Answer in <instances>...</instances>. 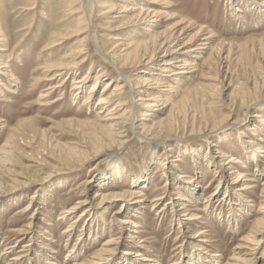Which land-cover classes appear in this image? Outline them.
<instances>
[{"label": "rangeland", "instance_id": "rangeland-1", "mask_svg": "<svg viewBox=\"0 0 264 264\" xmlns=\"http://www.w3.org/2000/svg\"><path fill=\"white\" fill-rule=\"evenodd\" d=\"M80 1L0 0V21L3 32L9 40L7 47L0 48V50L3 49L0 54L3 53V57L20 78V84L12 92H7L8 90L6 91V87L3 86L5 94L0 96V160L5 156V150H9L4 148L8 138L11 137L14 142L13 154L10 156L12 160L0 172V178L5 181V185L0 188V264H14V262L17 264L13 259L19 255L18 264H41L45 258L52 257L56 258V264H86L94 260L95 254L104 248L103 243L113 238L116 239V244L109 246L115 249L111 253L113 259L110 264H123L126 259L124 254L131 250L132 244L141 246L140 249H144L143 255H149L160 264H169L170 261L178 259L180 254L192 255L195 252V245L203 253L213 251L223 255L222 264L234 263L231 260L236 253L234 249L244 243V237L253 229V225L261 217L262 212V205L258 198L262 196L261 182L264 180V171L255 173V163L245 160L246 155L244 148L241 147V140L247 142L255 136L264 137V121L257 118V115L264 117V102L250 108L247 122L240 125L244 119L243 113L246 111L243 108L245 105L240 107L238 95L241 93V86H244L243 83L248 84L252 89L255 82L260 84L264 78V13H261V9L257 11L255 8L259 7V1L254 2L253 5L251 0H168L170 3L167 9L157 7L164 15L165 13L172 15V17L164 18L162 14L165 24L163 29L170 30L171 27L179 26L176 23L181 19H185L183 20L185 23L191 20L188 35L183 37L189 40L198 31L195 28L202 24L215 35L211 46L223 44L224 54L221 57L217 56V59L222 62L219 61L217 64L214 62V66L206 65L202 59L194 62L197 68L192 69L194 70L192 79L183 80L179 92L169 96L174 103H178L179 110L175 114L170 113L169 103L158 107V111L151 112L152 115H156L155 119L171 117L172 121L175 118L177 129L170 134V141L167 143L170 149L168 158L172 168L179 165L188 178L197 171L200 174L197 176L200 183L198 190L205 198L208 197L218 183L217 177L203 160L208 152L210 140L211 143L219 145L220 149L227 152V156H233L239 161L248 163L246 169H243L239 163L233 164V167L240 172L243 171L244 177L250 176V180L255 181H247V178H244L241 184L247 185L252 182L258 186L257 189L248 192L253 202H250L251 204L249 203L245 210L239 209L238 204L242 201L241 198L235 197L233 206H236V211L238 210L237 215L242 216L237 226L234 224L228 226V221H225L231 208L226 201L220 203L225 191L220 193L214 201L211 214L205 211L201 203L195 201L189 203V213L202 216L198 222L190 224L193 225V233L189 234L190 237L179 233L178 221L173 215L180 208L181 199L177 203L179 207L173 208L174 205H170L166 207L167 212L165 211L161 218L157 215L169 201L170 194L176 192V186H167V190L164 191L168 179L162 177L161 168L157 172V163L151 164L153 154L150 145L141 142L129 129L123 135L124 145L118 146L112 141L111 144L106 133H102L103 130L99 127L102 124L99 116L103 118L109 114L110 116L106 117L110 119L115 117L112 114L121 109L129 111L128 106H134L133 102L136 101L135 98L133 100L130 97L137 98L143 91L150 94L154 93V90L156 92L159 89L160 92L168 90V86H176V82L168 77L165 78L166 81H163L170 83L167 85L166 83L157 86L152 84L147 87H152L149 90L147 88L144 90L140 86L136 87L134 93L127 87L118 91V95L112 93L114 87L108 85V82L116 84L117 74L99 57L94 45L85 39L87 29L86 22L80 21L83 16L79 6ZM99 1L102 0H92L96 5L94 9L96 11L92 15V28L95 29L100 46L104 52L106 51L105 53L114 55L119 47L121 52H126L128 47L137 43V40L149 38L148 24L139 25L141 24L139 23L135 27L134 18L131 16L133 11L126 14H121L120 11L125 5L135 9L137 4L138 6L142 4L141 0L131 2L132 4L113 0L112 4H118V8L117 12L110 15H106V11L98 12L100 11V5H97ZM228 1L234 5H229ZM29 4L30 6L34 4V9L25 13L21 8ZM69 8H74V12L77 13H72ZM238 8L239 13L235 12ZM116 17L118 18L112 19ZM152 21L154 20L150 23ZM118 26H121V29L115 32L114 29ZM75 28L81 29L78 34L75 33ZM68 29L73 32L70 33L64 45L52 49L51 52L46 51L45 54L43 48L47 39L59 31ZM163 29L157 30V33ZM112 35H120L118 40H121L118 42ZM70 50L76 53L81 50L83 55H78L76 58L79 56L85 58V62L80 67L70 71L75 78L86 76L84 87L82 86L79 92L75 91L76 85L73 82H77V79L74 80V75H70L65 78L63 88L51 94L49 100H52L53 104L46 106L43 105L44 103H39L37 99L41 94L44 91L50 92L49 85L56 83L55 81L42 83L41 75L44 74V67L68 56L66 53ZM207 52L209 53V50ZM207 52H203V57ZM74 58L68 56L67 60L74 62ZM99 72L103 74L100 80L101 85L91 93L86 106L85 97L92 90L91 86L95 83ZM148 72H151V65L141 63L130 75L133 78L143 77V75L145 77ZM76 93H79L77 97ZM106 93H109L108 97H114V100L108 98L110 103L99 107V98ZM118 101H123L126 106L111 111V107ZM139 106L141 103L136 106L138 108L136 129L138 128L137 131L141 132L144 124L151 125L152 117H146V110ZM230 111H232L231 114ZM229 114L231 117L226 118ZM203 118L204 126H199ZM216 121H221L217 124L216 133L210 138L203 137L202 135H207L206 132L212 129L210 126ZM231 124L236 126L219 130ZM199 128L204 129V133H200ZM146 136L150 137V134ZM189 148L198 150L197 155H190ZM156 152L154 157L161 161L167 157L166 149L163 147L158 148ZM215 155L219 156V154ZM86 157L88 160L81 163V160ZM194 158L199 161L200 170L196 168ZM113 161H118L125 166L129 175L127 179H107L111 176ZM260 161L263 162L264 157H261ZM226 172L230 173V170ZM166 173L168 174L169 171ZM133 176L138 177L140 182L147 177L149 181L143 184L144 186L138 187L133 185ZM99 185L102 189L98 188ZM127 190L128 193L142 191L145 196L134 198L130 202L125 201L123 197L106 202L100 200L101 195L109 196L117 193L120 195ZM186 194L187 191L181 192V195L186 196ZM139 195L141 194H136V196ZM160 196H164L165 199L158 204L154 203ZM87 198V201L91 203L89 207L97 210L94 216L96 221L94 220L92 226L86 218L85 220L82 219L83 217L77 219L78 214L66 218L62 216L68 214L73 205ZM31 201L33 210L22 211ZM135 202L142 203L134 209ZM122 205H126L127 208ZM117 210L121 212L118 215L115 214ZM123 219H127L130 223L120 226L119 222ZM72 224H74L72 231L69 232L67 228H70ZM134 227L138 228L139 234L136 237H140L141 244L137 239H130L131 232L136 231ZM197 230H205V235L197 238L199 236ZM204 239L206 243H201ZM262 252L256 257L259 264H264V252ZM128 258L133 257L128 256ZM132 261L135 260L132 259Z\"/></svg>", "mask_w": 264, "mask_h": 264}, {"label": "bare ground", "instance_id": "bare-ground-1", "mask_svg": "<svg viewBox=\"0 0 264 264\" xmlns=\"http://www.w3.org/2000/svg\"><path fill=\"white\" fill-rule=\"evenodd\" d=\"M122 1H126L125 3L136 2V0H133V1L132 0H122ZM141 1H142L141 2L142 4L140 6H138L139 4H137V7H134L135 9L131 8L130 5H127V6L125 5L120 9V11H121V14H126V13H129V11H131V12L133 11L131 16H133V18H134L133 23L135 24V27H137L136 25H138L139 23H141L139 25L148 24L149 25V27H148L149 28L148 29L149 38L148 39L137 40V43L134 44V46L128 47L126 49L127 51L124 50L126 52H121V48L119 47V49L117 50L118 52L114 53V55H112L110 53H105L106 51L104 52V50L100 46V43H99L100 40H98V36H96V33L94 31L95 29L93 30V28H92V15H93V12L96 11V10L94 11V9L96 8V5H94L92 0H81L80 1L81 3L79 6L82 9V12H83L82 15L83 16H81L82 19L80 21L86 22L87 32L85 35L86 36L85 39L94 45L97 52L99 53L98 54L99 57L102 58V60L106 64H108L110 67H112L116 72V74H117L116 84L111 83V81L108 82V85H111L112 87H114V90L112 93H117V95H118V91H121L127 87H129V89L134 93L135 92L134 90L136 89V87H140V86H142L144 88V90H146V88L152 84L157 86V85H161L162 83L163 84L166 83V85H167L170 83L169 82L164 83L163 81H166L165 78H168V77L173 78V80L176 82V86L169 85L167 88L168 90H164V91L162 90L163 92L162 91L160 92V89L157 92H156V90H154L155 92L150 93V94H148L149 92L143 91L139 95V97H137V98L136 97H130L133 100L135 98L136 101L133 102V103H135V104H133L134 106H132V107L128 106L129 111H126V109H125V111H122L123 109H121V110L117 111L116 113L112 114V116H115V117L110 118V119H107V117H106V116L109 117L110 116L109 114L103 118H102V116H99L100 122L102 123V124H100L99 127L101 128V130H103L102 133L105 132L106 135L108 136V138L110 139L109 143H111V141H112L113 143L118 144V146L124 145L125 142H122V140L124 138L123 135L125 133H127L128 129H129V130L133 131V133L136 135V137L141 142H143L147 145H150V149L152 150V154H153V157H152L153 159H151V164L157 163L158 164L157 172L159 171V168H161L162 170H160V171H161L162 177H165V178L167 177V179H168L166 181V184H165V190L164 189L163 190L166 191L167 186H171V187L176 186V192L170 194L169 201H167L165 206H163V208L159 210L160 212L157 215H159V218H161L162 214H164L166 209H167L166 207H169L170 205H174V206H172L173 208L179 207L180 205L177 206V203L181 199L182 203H181L180 208H178V210L176 212H174V214H173L177 218L180 234L183 233V236H189V234H192L193 233V231H192L193 225H190V224L196 223L200 219H202V216L200 214H190L189 213V211H190V210H188L190 207V205H188L189 203H193V201H195L197 203L199 202V203H201V205H203V208H205V211L207 213L211 214V212H212L211 210L213 207L212 205L214 204V201L216 200L218 195L224 191L225 192L222 194L223 198H222V201L220 203H222L223 201H226V204H229V207H231L228 211V214H227L228 217L225 221H228L227 222L228 226L233 225V224L237 226V225H239L238 224L239 219L242 216L237 215L238 210L236 211V208H235L236 206H233L235 197L241 198L242 202L238 204V207L241 210H245L248 208L249 203L253 202L250 199L251 197L248 196V192H251V190L257 189L258 186L254 185L252 182L247 184V185L241 184L244 181V178H247V181H253V182H255V181L253 179L250 180V178H251L250 176L244 177L243 171L240 172L238 169L233 167V164L239 163V164H241V167L243 169H246V168H248L247 167L248 163L246 161H253L255 163L254 164L255 173L264 171V161L263 162L260 161V158L264 157V137L258 138L255 136V138H251L247 142L244 140L243 141L241 140V147L244 148L245 155H246V157H245L246 161H244V162L239 161L238 158L235 159L233 156H227L228 155V154L226 155L227 152L222 150V148L220 149L219 145L211 143V141L209 140V149H208V152L205 155L203 160L205 161V164L211 168V172L214 174V176L217 177L218 183L215 186V190L212 193H210L209 196L206 198L203 195V193L200 194V192L198 190V188H200V185H199L200 183H199V178L197 176L200 174L197 171H195L194 175H191L188 178V176L185 175L186 172L183 173L182 169L180 168L179 165H175L172 168V165H171L172 163L170 161V158H168L169 157L168 152L170 151V149L168 148L167 143L170 141V139H169L170 134L175 132L177 129L175 118H173L174 120L172 119V121H171V117L170 118H168V117L167 118H161L160 117V118H156L157 119L156 120L154 117L156 115H152L151 112L153 113L154 111H158L157 110L158 107H162V106L169 103L171 106L170 113L173 112V114H175L179 110L178 103H174V101L169 96L171 94L179 92V90L181 89V85L183 83V80H185L187 78H191V75L194 74V70H192V69H195V67H196L195 66L196 63L194 64V62H197L199 59H202V62L204 60V63H206V65H213L214 66V62H216V64H217V62L220 61V59H217V56L221 57L222 55H224L223 54V48H222L223 44L220 43V44H217L215 46H211V44L213 43V40H214L213 38L215 35H213V31H211L210 29H206L205 26L202 24H199L197 26V28H195L198 31L189 40H185L183 37L188 35V32H189L188 26L191 25V23H190L191 20H188V22L185 23V21H183L185 19H181L176 23L179 26L171 27L170 30L169 29L167 30V28L163 29V27L165 25L163 22L164 20L161 17L163 13H161V11H159L157 9V7L159 6L162 9H165L166 7H168L167 5L170 3V1H168V0H149L146 2H145V0H141ZM258 1L262 5L261 7L264 8V0H251V3L254 5V2L258 3ZM112 2H113V0H102L101 2L99 1L97 3V5L98 4L100 5V7H99L100 11H98V12L101 13L102 11L103 12L106 11V15H110L115 11L117 12L118 4H114V3L112 4ZM145 3H146V5H145ZM227 3H229V1ZM260 4H259V7H260ZM229 5L233 6L234 3L233 4L229 3ZM28 6H30V4L24 5V7H22L21 9L25 13L29 12V11H33L34 4H32L30 7H28ZM133 6H136V5H133ZM259 7H255V8H257V11H258V9L259 10L261 9L260 10L261 13H264V9H262L261 7L259 8ZM69 9H71L72 13H77V12H74V10H73L74 8H69ZM239 11H240V9L238 8L235 12L239 13ZM233 12H234V10H233ZM165 17L166 18L172 17V15L170 13H165L164 18ZM117 18L118 17L112 18V19H117ZM151 20H154V21H152L150 23ZM124 25H126V24H124ZM193 25H196V23L195 24L193 23ZM93 27H94V25H93ZM120 29H121V26H118V27H115L114 31L116 32ZM160 29H163V31L157 33V30H160ZM80 30H81L80 28H75V33L78 34V32H80ZM71 32H73V31H70V29H68L66 31L64 30L63 32L59 31L58 33L55 32L56 34L49 37L45 43L44 48H43V51H45V54H46V51L51 52L52 49H54L56 47L59 48L60 46H63L66 39H69ZM80 34H82V33H80ZM112 36L114 37L113 39L118 40L120 35H112ZM119 40H121V39H119ZM119 40H118V42H119ZM80 43H82V42H80ZM8 44H9V40L6 38V35L3 32V25L0 21V48H5V47H7ZM121 45L122 44H120V46ZM124 46H129V45L124 44ZM82 47H84V46H82ZM2 50H0V51H2ZM208 50H209V53L207 52ZM203 52L204 53L207 52L205 57H203ZM2 54H0V96L4 93L3 86L6 87L5 90L7 89L8 90V91L6 90L7 92H12L16 88V86H18L20 84V78L17 76L15 70H13L12 66L9 65V62L6 61V59L3 57ZM47 54H48V52H47ZM66 54H68V56H70L72 58L75 57L73 59L74 62L68 61L67 60L68 56H65L64 58L60 59L58 62H54V63H51L49 65L47 64V66L44 67V70H45L43 72L44 74L41 75V77H43V79L41 80L42 83L53 82V81H55L56 83L49 85V89H50L49 91L50 92L44 91L41 94L40 98L37 99L39 101V103H41V104L44 103L43 105H46V106H50L51 104H53L54 102L52 103L51 102L52 100H49L51 97V94L54 93L55 91H58L59 89L63 88V86L65 85V82H64L65 78H67L70 75H74V74H70V71L80 67L85 62V58L83 56H79L78 58H76L78 55L82 54L81 50H79V52H77V53L74 52L73 50H70ZM228 55H229V53H228ZM225 58L227 59V55L225 56ZM144 60H146V61H144ZM42 61H43V59H42ZM46 61H48V60H46ZM220 62H222V61H220ZM141 63H145L146 65H151V72H148L145 77L143 75V77L133 78L130 74L133 73V71H135V68H137ZM222 66H224V64H222ZM139 72H141V71H139ZM47 73H54V74L48 75ZM166 73H168V75H166ZM102 76H103L102 72H99L97 75L95 83L91 86L92 90L89 92V95L85 97L84 104L86 106L88 105V102L91 98L90 97L91 93H93L94 90L98 86L101 85L100 80H101ZM73 79L74 80L77 79L76 80L77 82H75V81L73 82L74 85H76L74 87V90L79 92L84 87L83 84L86 81V76L83 75L80 78H75V75H74ZM243 85H244L243 87L241 86V93H238V95L240 98V107H243L245 105L243 108L246 112L243 113L244 119L242 120L240 125H244V123L247 122L248 115L250 112V108L256 107L261 102H264V78L260 84L255 82L254 87L252 89L248 86V84L243 83ZM151 88H147V89L149 90ZM158 88L159 87H157V89ZM104 93H105V91H104ZM143 93H145V95H143ZM76 94H77L76 95V97H77L79 93H76ZM108 94L109 93H106L102 97L99 98V102H98L99 107L106 106L108 103H110L108 98H111V100H114L113 99L114 97L113 98L108 97ZM117 95H116V97H117ZM251 95H253V96H251ZM258 95H260V96H258ZM76 97L74 98V101H75ZM104 97H106V98H104ZM138 103H139V105L141 103V106H139V108L146 110L145 116L146 117H152L151 125L149 124V126H147V124H144L143 128H142L143 131H141V132L137 131L138 128L136 129V121L138 119V115H137L138 111H136L138 108L136 106L138 105ZM117 104H115V106L111 107V111H116L118 109V107L126 106L125 103L123 104V101H118ZM179 106H181V105H179ZM98 109H100V108H98ZM101 110H102V108H101ZM231 113H232V111H230V114ZM230 114L226 115V118H230L231 117ZM126 116H127V118H124ZM203 116H204V113H203ZM257 118H260L262 120V122L264 121V117H262L260 115H257ZM173 121L175 123H173ZM220 122L221 121L214 122V124L210 126V128H212V129H209L206 132L207 135H202V136L203 137H209V138H210V136H213L218 129L217 124ZM91 125H92V123H91ZM96 126H97V123H96ZM199 126H204V118L199 123ZM231 126H236V125L231 124L229 126H224L222 128H219V130H224V129H227L228 127H231ZM3 129H5V128H3ZM198 131H200V133H204V129L199 128ZM145 133L148 135L150 134V137H147ZM113 146H114V144H113ZM160 147H163L164 149H166V156L167 157L164 158L162 161L160 159H158L157 157H156L157 159L154 157V156H156V153H157L156 151ZM4 148L9 149V150H5V152H4L5 156L3 158H1V160H0V172L2 171V169L4 167H6L8 165V162L12 160L10 156H11V154H13L12 150L14 148V142H13V139H11V137L8 138L7 142L4 145ZM190 149L191 148H189L188 150H190ZM196 151H198V150L192 148L189 153H190V155H197ZM215 154H219V156H216ZM86 159L88 160L87 157L85 159L81 160V163L85 162ZM194 161L196 162V164H195L196 168H198L200 170L199 161L197 159H195ZM228 170H230V173L226 172ZM167 171H169L168 174L166 173ZM128 177H129V175H128L127 170L125 169V166L122 165L118 161H113L112 169H111V176H110V178L107 177V179L113 180V178H114V179H123L124 180L125 178L127 179ZM232 180H234V182H232ZM148 181H149L148 177L146 178V180H143L141 182H140V179L138 177H135V176L132 177L133 185H137L138 187L144 186L143 184H145ZM4 182H5L4 179L0 178V188L5 185ZM23 184H26V183L23 182ZM234 185H236V186H234ZM261 185H262L261 186L262 196H260V198H258L259 202H261V205H262V209H261L262 212L260 214L261 217H259L258 220L255 222V224L253 225V229L247 234L246 237H244V240H243L244 243L240 244V246H238L236 249H234V252L236 251V253L233 256L234 258L231 259L234 262L232 264H252V263L253 264H259L256 257L258 256V254L260 252H262V251L264 252V180H262ZM99 187H101V185H99L98 188ZM208 188L209 187H207V189ZM100 189H102V187ZM181 190L182 191L184 190V192L187 191L188 195L187 194H186V196L181 195V192H182ZM128 192L129 191L127 190L126 192H124L120 195H117L119 193L111 194V195L108 194L109 196H107V194H106V196L101 195L100 200H101V202H106V201H113L115 199L123 197L125 199V201L130 202L134 198H138V197L143 198L145 196V195L143 196L142 191H138V192L137 191L136 192L131 191V193H128ZM137 193H140L141 195L136 196ZM164 199H165L164 196H160V197H158V199H156L154 201V203L158 204L159 201L164 200ZM87 200H88V198L85 200H82L81 202H78L77 204H79V205H77V204L73 205L71 207V209L68 211L69 215L63 214L62 216L66 218L68 216L78 214L77 219H79V217H80V219H81V217H83L82 219L86 218V220H88V223L91 224V226H92L94 224V220H95L94 219V216L96 215L95 211H97V210H95L93 207H89V205H91V203H89ZM239 201H240V199H239ZM142 202H135V206L133 208L134 209L137 208V206H140V204ZM226 204H225V206H226ZM32 205H33V203L31 201L25 205L26 208L22 211H27L28 209H29V212L32 211L33 210ZM86 206H88V207H86ZM122 206H124V208L125 207L127 208L126 205H122ZM84 207H86V209L79 212ZM229 207H227V208H229ZM121 208H119V210ZM119 210L115 211V214L118 215L119 213H121ZM127 211H128V209H127ZM219 216H220V214H219ZM102 220H103V222H105L104 218H102ZM77 221H79V220H77ZM129 223L130 222L127 221V219H123L121 222H119L120 226H126ZM74 224L70 225V228H67V229H69L68 230L69 232L72 231V227ZM137 229H136V231L131 232L130 239H134V240L137 239L140 242L139 244H141L142 240H140V237H138V238L136 237L139 234ZM124 230H126V227H124ZM197 232L199 233V236L197 238H199V237L201 238L202 235H205V230H197ZM94 235H96V234H94ZM194 237H196V236H194ZM115 240L116 239L113 238V239H110V240L106 241L105 243H103L104 248L100 249L95 254L94 260H92L86 264H110L112 259H113V257L111 256V253L115 250L114 248H110V247L114 246L116 244ZM201 243H206V240L205 239L202 240ZM196 246L197 245H195V247H194L195 252H193L192 255L190 254V255L184 256V255L180 254L178 259H176V260L174 259V261H170L169 264H222L221 259H222L223 255L216 254L213 251H212V253H208V251L206 253H203L202 250ZM140 247L141 246H139V245L132 244L131 250L126 251V253L124 254L126 256V259L124 260V262L122 261L123 264H160L157 262V260H154L149 255L148 256L143 255L144 249L142 250V249H140ZM4 252H5V250H4ZM5 255H7V253ZM128 256H130V257L132 256L133 257L132 259L135 261H132V259L128 258ZM23 257L24 256H22V258ZM76 257H77V255H76ZM76 257H74V258H76ZM19 259H20V255L15 256L13 261H16L18 264ZM55 259H56L55 257L45 258L43 260V262H41V264H56ZM232 261H230V262H232ZM14 264H16V263L14 262Z\"/></svg>", "mask_w": 264, "mask_h": 264}]
</instances>
